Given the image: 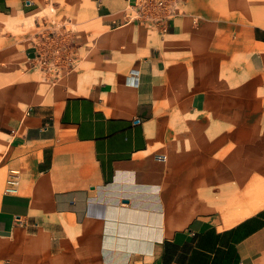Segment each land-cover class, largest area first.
<instances>
[{
  "label": "crops",
  "instance_id": "crops-1",
  "mask_svg": "<svg viewBox=\"0 0 264 264\" xmlns=\"http://www.w3.org/2000/svg\"><path fill=\"white\" fill-rule=\"evenodd\" d=\"M31 3L0 0V15L14 21ZM180 3L157 33L124 22L123 0H83L74 45L54 54L37 41L0 61V264H264V205L231 219L215 209L219 190L193 174L200 159L156 154L175 122L209 132L230 117L214 109L215 89L231 87L233 64L252 53L245 86L264 87V10L234 17L214 0ZM68 57L83 68L45 89L35 68L55 75ZM18 70L33 80L13 83ZM8 94L31 102L10 119ZM233 131L219 141L238 142ZM249 185L240 180L232 196Z\"/></svg>",
  "mask_w": 264,
  "mask_h": 264
},
{
  "label": "rangeland",
  "instance_id": "rangeland-1",
  "mask_svg": "<svg viewBox=\"0 0 264 264\" xmlns=\"http://www.w3.org/2000/svg\"><path fill=\"white\" fill-rule=\"evenodd\" d=\"M30 1L32 3L26 9L31 11L15 15L14 21H11V17L0 15V61H6L9 56L17 58L18 52L29 43L38 41L41 52L52 49L55 54L60 48L63 49L69 44L74 45L75 39L77 41L79 25L83 19L77 17L75 11L83 0ZM214 2L221 14L228 12L234 17L246 11L264 10V0H214ZM254 55L252 53L250 57L253 59H248L244 65L233 64V68L237 67L239 70L232 69L233 76L231 75V80L227 82L231 87L225 90L215 89L217 95L214 109L229 114V118L215 120L214 127L209 132L199 127L194 129L192 124L184 121L175 122L170 127L172 143L166 149L156 148V154L163 156L173 165L185 164L189 159H200V165L192 168L193 174L199 176V185L219 190L217 194L211 195V198L215 199V209L222 210L231 219L251 213L264 205V184L251 182L252 175H259L264 180V87L256 89L245 86L255 74ZM78 58L76 60L68 57L70 60L55 75L53 72L49 75L48 72H41L35 68V78L39 83L45 84V89L47 86H54L51 83L52 77L57 79L56 84H63L67 75L78 73L79 69L83 68ZM16 65L17 69L22 66L25 71L32 70V66L26 62L18 60ZM17 73L11 80L13 83L33 80L30 74L22 75L19 70ZM261 73L263 76L259 82L264 84V70ZM27 75L28 78L24 77ZM5 99L4 104L8 106L5 112L7 119L15 117L14 107L22 110L31 103L15 102L10 94ZM239 99L242 102H238ZM236 129L240 133L238 142L219 141L226 133ZM214 143L215 147L207 150L209 145ZM207 179L212 181L206 183ZM249 179V192L244 196L233 197L234 186L236 187L240 180ZM226 183L233 188L225 187Z\"/></svg>",
  "mask_w": 264,
  "mask_h": 264
},
{
  "label": "built area",
  "instance_id": "built-area-1",
  "mask_svg": "<svg viewBox=\"0 0 264 264\" xmlns=\"http://www.w3.org/2000/svg\"><path fill=\"white\" fill-rule=\"evenodd\" d=\"M123 21L136 23L150 31L165 33L168 22L182 13L180 0H123ZM137 72L130 71V83L136 84ZM139 123L134 120L133 124Z\"/></svg>",
  "mask_w": 264,
  "mask_h": 264
},
{
  "label": "water",
  "instance_id": "water-1",
  "mask_svg": "<svg viewBox=\"0 0 264 264\" xmlns=\"http://www.w3.org/2000/svg\"><path fill=\"white\" fill-rule=\"evenodd\" d=\"M212 192H213V193H217V189H213Z\"/></svg>",
  "mask_w": 264,
  "mask_h": 264
}]
</instances>
